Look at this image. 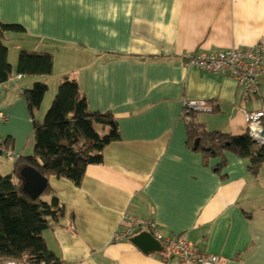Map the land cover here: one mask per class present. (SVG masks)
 I'll return each instance as SVG.
<instances>
[{
    "label": "crops",
    "instance_id": "crops-1",
    "mask_svg": "<svg viewBox=\"0 0 264 264\" xmlns=\"http://www.w3.org/2000/svg\"><path fill=\"white\" fill-rule=\"evenodd\" d=\"M0 22L26 29L10 38L13 72L0 84V139L13 134L14 154L35 143L24 91L37 81L74 79L90 111L118 123L120 139L80 185L50 175L40 195H57L64 209L43 232L62 264H177L163 243L144 251L130 238L114 241L126 214L155 219L222 264H264V166L254 175L231 151L194 149L183 115L185 100L211 99L214 111L193 122L236 136L247 133L245 110L264 109V77L253 96L231 77L184 64L188 53L264 42V0H0ZM19 49L51 53L53 74H18Z\"/></svg>",
    "mask_w": 264,
    "mask_h": 264
},
{
    "label": "trees",
    "instance_id": "trees-1",
    "mask_svg": "<svg viewBox=\"0 0 264 264\" xmlns=\"http://www.w3.org/2000/svg\"><path fill=\"white\" fill-rule=\"evenodd\" d=\"M26 29L21 24L0 22V84L8 81L13 72L6 41L10 35L22 37ZM54 72L51 53L22 49L17 73L46 77ZM49 90L46 81H37L24 91L33 117L35 149L32 155L20 156L13 172H0V260L27 258L30 262L62 264V259L47 245L43 232L58 223L64 214L57 195L50 200L31 198L23 189L17 169L24 161L44 176L56 175L80 185L89 165L104 161V149L120 139L113 114L92 112L89 101L77 81L68 77L59 85L57 95L43 121L36 119ZM189 122V141L194 149L207 157L231 151L248 159L249 171L257 175L264 166V145L255 143L248 133L233 136L221 131L201 129ZM196 139L199 143L196 144ZM11 138L0 143V156L12 151ZM225 163V158L224 161ZM16 174V175H15ZM16 178L17 181L14 180ZM46 192L50 191L47 185Z\"/></svg>",
    "mask_w": 264,
    "mask_h": 264
},
{
    "label": "built area",
    "instance_id": "built-area-1",
    "mask_svg": "<svg viewBox=\"0 0 264 264\" xmlns=\"http://www.w3.org/2000/svg\"><path fill=\"white\" fill-rule=\"evenodd\" d=\"M186 67L221 74L236 80L246 94L257 95L260 80L264 77V42L251 46L231 47L214 52L188 53L185 55ZM22 75H19L20 78ZM215 109L211 99H187L184 101L183 115L191 121L194 113H212ZM247 133L258 145H264V109L245 110ZM0 117L5 119L3 112ZM9 156L17 157L8 151ZM127 226L114 233V241L131 238L141 231L151 232L167 248L177 264H222L224 258L218 254L207 253L194 241L182 235L164 234L155 219L126 214L123 218ZM0 264H46L30 262L27 258L0 260Z\"/></svg>",
    "mask_w": 264,
    "mask_h": 264
},
{
    "label": "water",
    "instance_id": "water-1",
    "mask_svg": "<svg viewBox=\"0 0 264 264\" xmlns=\"http://www.w3.org/2000/svg\"><path fill=\"white\" fill-rule=\"evenodd\" d=\"M196 144L199 139H196ZM22 180V189L33 199H37L45 191L48 185V177L29 164H23L17 171ZM131 241L144 251L161 249L162 242L159 241L151 232L141 231L132 236Z\"/></svg>",
    "mask_w": 264,
    "mask_h": 264
},
{
    "label": "rangeland",
    "instance_id": "rangeland-1",
    "mask_svg": "<svg viewBox=\"0 0 264 264\" xmlns=\"http://www.w3.org/2000/svg\"><path fill=\"white\" fill-rule=\"evenodd\" d=\"M12 35H10V38H13L11 37ZM6 43L8 44V47L9 49H13L14 48V45H15V41L10 39L9 41L7 40ZM22 50V49H21ZM21 50L19 49L17 51V53H15V61L14 63L17 62V59H18V55H20V52ZM12 51H10L11 53ZM13 55V53H11V56ZM11 61H12V58H11ZM61 67V66H60ZM59 85L60 84H55V87L54 86H51L49 88V90L47 91L46 95H45V98H44V101H43V107L41 106V108L39 109L40 110H43V114H40L38 119H44L45 118V115L47 113V111L49 110V108L51 107L56 95H57V92H58V88H59ZM7 131V130H6ZM9 132V131H8ZM10 134V133H9ZM8 133H1V139H0V143H6V141L8 139H10V135H13V134H10L9 135ZM18 139H20V137H18ZM34 149H35V143H34V139L32 138L30 143H28V150H27V153L26 155H32L34 153ZM16 155V154H15ZM17 156V155H16ZM16 161H18L19 157H15L14 158ZM13 157L12 156H9L8 154V151L4 152L1 156H0V172L1 174L3 175H7L11 172H13V170L15 169V166H16V161H14ZM23 164H26V162L24 161L22 164L19 165L18 169L23 165ZM30 165V164H29ZM32 166V165H31ZM35 168V167H34ZM17 169V171H18ZM44 199L46 200H49V197L48 196H44L43 197Z\"/></svg>",
    "mask_w": 264,
    "mask_h": 264
}]
</instances>
